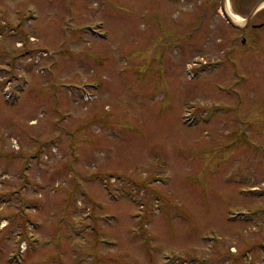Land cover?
Here are the masks:
<instances>
[{
  "label": "rangeland",
  "instance_id": "1",
  "mask_svg": "<svg viewBox=\"0 0 264 264\" xmlns=\"http://www.w3.org/2000/svg\"><path fill=\"white\" fill-rule=\"evenodd\" d=\"M214 2L0 0V264H264V60Z\"/></svg>",
  "mask_w": 264,
  "mask_h": 264
},
{
  "label": "flooded vegetation",
  "instance_id": "2",
  "mask_svg": "<svg viewBox=\"0 0 264 264\" xmlns=\"http://www.w3.org/2000/svg\"><path fill=\"white\" fill-rule=\"evenodd\" d=\"M214 1L213 15L222 17L230 28L228 56L235 72H238V58L264 60V0ZM259 70L258 74L264 75V67ZM244 76L246 80L250 75L244 73Z\"/></svg>",
  "mask_w": 264,
  "mask_h": 264
}]
</instances>
